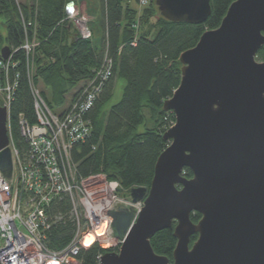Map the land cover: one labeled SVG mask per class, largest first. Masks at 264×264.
Listing matches in <instances>:
<instances>
[{
	"label": "water",
	"instance_id": "water-1",
	"mask_svg": "<svg viewBox=\"0 0 264 264\" xmlns=\"http://www.w3.org/2000/svg\"><path fill=\"white\" fill-rule=\"evenodd\" d=\"M209 0H155L170 22L203 24ZM264 0H236L219 27L203 33L179 56L181 79L163 110L174 125L148 188L129 191L143 208L109 213L118 253L100 264H264ZM8 47L0 59L9 57ZM6 111L0 107V172L10 176ZM188 169L192 178L184 177ZM200 215L193 224L190 215ZM173 228L172 261L156 255L150 239ZM197 234L191 247L190 237Z\"/></svg>",
	"mask_w": 264,
	"mask_h": 264
},
{
	"label": "trees",
	"instance_id": "trees-1",
	"mask_svg": "<svg viewBox=\"0 0 264 264\" xmlns=\"http://www.w3.org/2000/svg\"><path fill=\"white\" fill-rule=\"evenodd\" d=\"M131 1L96 0L92 9L102 28L97 45L90 28L91 37L84 40L74 23L66 19L64 6L81 0H0L5 28L0 49L8 47L9 54L13 53L15 67L9 71V80L13 82L17 76L9 111L14 141L21 144L17 127L20 115L35 123L32 87L53 113L62 114L109 59L111 76L85 115L89 135L74 145L71 158L78 178L103 175L106 181L126 190L149 187L155 163L169 145L163 134L174 123V116L163 110V103L179 86V56L194 48L203 33L217 29L236 0H209L211 14L203 24L167 21L159 15L155 0L138 9L130 6ZM134 1L138 5L139 0ZM25 41L36 44L28 56L21 50ZM263 60L261 48L256 61ZM118 80L124 81L120 100L108 106ZM69 98L72 100L67 105ZM183 174L192 178L188 169ZM61 205L55 211L64 213L67 207ZM190 220L197 224L200 215L193 213ZM174 226L149 241L153 252L170 262L176 246ZM72 234L69 224L60 223L48 233V248L61 249ZM196 239L197 234L190 237L189 247ZM105 252L93 246L76 259L79 264H95L98 254Z\"/></svg>",
	"mask_w": 264,
	"mask_h": 264
},
{
	"label": "built area",
	"instance_id": "built-area-1",
	"mask_svg": "<svg viewBox=\"0 0 264 264\" xmlns=\"http://www.w3.org/2000/svg\"><path fill=\"white\" fill-rule=\"evenodd\" d=\"M149 3L150 0H139L138 7ZM78 7L68 3L64 13L66 19L78 23L79 36L87 40L91 37L88 20H82L84 16L81 17L82 10ZM35 46V42L25 41L21 50L28 56ZM12 54L5 61L0 59V107L6 111V149L10 154L9 178L0 172V264L6 258L11 264H38L33 257L39 256L40 264H79L76 257L93 246L118 253L123 241L114 237L109 213L125 208L132 214V226L143 208V201L132 202L130 189H122L116 182H106L103 176L101 180L99 176L78 178L71 158L74 145L83 143L89 135L85 115L111 76V61L104 60L94 78L62 114L53 113L38 90L32 87L35 123L30 124L22 115L18 117L21 140L18 145L11 132L9 115L17 79L15 76L13 82L9 80V71L15 67ZM92 178L98 180L95 187L103 190V205H97L91 197L87 183ZM61 204L67 207L64 213L55 211ZM60 223L69 224L73 234L61 249L51 250L48 233ZM100 226L105 229L97 236ZM90 233L95 238L86 247L83 241ZM102 255L98 254L95 264H100Z\"/></svg>",
	"mask_w": 264,
	"mask_h": 264
},
{
	"label": "rangeland",
	"instance_id": "rangeland-1",
	"mask_svg": "<svg viewBox=\"0 0 264 264\" xmlns=\"http://www.w3.org/2000/svg\"><path fill=\"white\" fill-rule=\"evenodd\" d=\"M18 1L21 2V3H25V2H30L31 0H18ZM95 3H96V0H81V2L79 4H77V7L79 6L78 8L82 10V12L79 11L81 17L84 16L83 17L84 19H82V20H88L87 21V27H88V29L90 28V30L93 32L94 38L97 41L96 44L99 45L100 44V40L102 38V28H101V24L99 22L100 20H98V19L95 20L96 16L90 14L93 11L92 7H93V5H95ZM130 6L132 8L138 9V5L136 4V2L134 0L131 1ZM77 24L78 23L74 24L75 25V29H77ZM0 36L2 38L5 37V28L3 26V21L1 19H0ZM258 62H261V61H258ZM80 85H82V84H80ZM123 86H124V81L118 80L116 82V86H115V89H114V92H113V96H112L111 100L109 101L108 106L114 105L120 100ZM76 92H77V90L74 91L73 94H75ZM71 100L72 99L69 98L66 101L68 103L67 105H69ZM67 105H65V106H67ZM98 176L100 177L99 180L103 179L102 178L103 175H98ZM104 179H105V177H104ZM105 181H106V179H105ZM106 182H108V181H106ZM97 183H98L97 178H92V179H90L88 181L87 187L90 189V194H91V197L93 198L94 202L97 205H99V203L103 205L104 204V201H103L104 199H102V198L105 195H102L103 194L102 188L95 187V184H97ZM33 258H34V262L40 264L39 262L42 259L41 256L33 257Z\"/></svg>",
	"mask_w": 264,
	"mask_h": 264
},
{
	"label": "bare ground",
	"instance_id": "bare-ground-1",
	"mask_svg": "<svg viewBox=\"0 0 264 264\" xmlns=\"http://www.w3.org/2000/svg\"><path fill=\"white\" fill-rule=\"evenodd\" d=\"M104 229H105L104 226H100V227L97 229V231H96L97 236H101V235L103 234ZM94 238H95L94 234L90 233V235L87 236V237L84 239V241H83L84 246H86V247L89 246V245L92 243V241L94 240ZM10 255H11V254H10ZM7 260H8V259L6 258V260L3 261L2 264H11V263H9ZM14 261H15V260H14ZM12 264H20V263H16V262H14V263H12Z\"/></svg>",
	"mask_w": 264,
	"mask_h": 264
},
{
	"label": "crops",
	"instance_id": "crops-1",
	"mask_svg": "<svg viewBox=\"0 0 264 264\" xmlns=\"http://www.w3.org/2000/svg\"><path fill=\"white\" fill-rule=\"evenodd\" d=\"M90 14L95 16V12H94V10H93L92 13H90Z\"/></svg>",
	"mask_w": 264,
	"mask_h": 264
}]
</instances>
